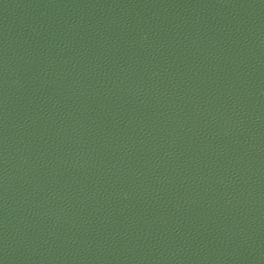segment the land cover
<instances>
[{
  "label": "water",
  "instance_id": "obj_1",
  "mask_svg": "<svg viewBox=\"0 0 264 264\" xmlns=\"http://www.w3.org/2000/svg\"><path fill=\"white\" fill-rule=\"evenodd\" d=\"M0 264H264V0H0Z\"/></svg>",
  "mask_w": 264,
  "mask_h": 264
}]
</instances>
